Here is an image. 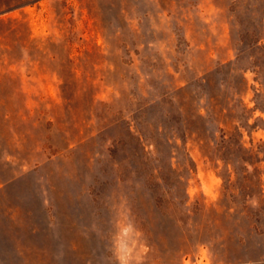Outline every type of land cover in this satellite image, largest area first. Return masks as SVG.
Listing matches in <instances>:
<instances>
[{"label":"rangeland","instance_id":"obj_1","mask_svg":"<svg viewBox=\"0 0 264 264\" xmlns=\"http://www.w3.org/2000/svg\"><path fill=\"white\" fill-rule=\"evenodd\" d=\"M0 228V264H264V0H0Z\"/></svg>","mask_w":264,"mask_h":264},{"label":"crops","instance_id":"obj_2","mask_svg":"<svg viewBox=\"0 0 264 264\" xmlns=\"http://www.w3.org/2000/svg\"><path fill=\"white\" fill-rule=\"evenodd\" d=\"M12 228H14V227H12ZM15 228H17V227H15ZM32 231H34V230H32ZM17 232H19L18 230H4L3 228H0V243H2V242H6V241H10L11 239H13V237L12 236H8V235H6V234H14V233H17Z\"/></svg>","mask_w":264,"mask_h":264},{"label":"trees","instance_id":"obj_3","mask_svg":"<svg viewBox=\"0 0 264 264\" xmlns=\"http://www.w3.org/2000/svg\"><path fill=\"white\" fill-rule=\"evenodd\" d=\"M225 161H226L227 163H234V162H233L234 160L231 159V158H226ZM247 239H248V237L246 236V240H247ZM247 248L253 250V249H255V246L248 245Z\"/></svg>","mask_w":264,"mask_h":264}]
</instances>
